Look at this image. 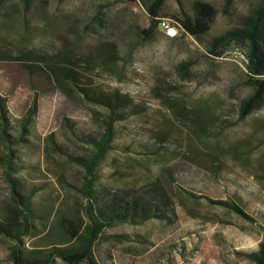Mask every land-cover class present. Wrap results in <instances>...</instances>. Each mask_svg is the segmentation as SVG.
<instances>
[{
  "label": "rangeland",
  "instance_id": "1",
  "mask_svg": "<svg viewBox=\"0 0 264 264\" xmlns=\"http://www.w3.org/2000/svg\"><path fill=\"white\" fill-rule=\"evenodd\" d=\"M256 1L167 0L159 18L180 28L186 15L195 16L196 3L215 8L197 38L182 31L168 36L139 0H0V95L7 99L9 132L22 136L14 146V173L44 188L40 201L47 211H63L71 201L66 194L75 197L52 172L75 184L81 170L50 151L47 138L53 134L67 146L72 138L87 147L109 112L83 93H118L125 100L110 154L98 167L100 184L159 203L166 219L107 229L96 245L104 264H256L252 253L263 232L220 202L237 199L264 223V94L242 118L244 102L257 92L240 61L248 47L228 41L211 53ZM185 63L191 64L187 73ZM49 65L73 66L76 83H56ZM35 93L38 112L22 130ZM222 121L232 126L218 129ZM65 122L86 141L74 138ZM4 151L0 140V156ZM10 193L0 165V214L12 202ZM53 221L51 215L48 226ZM14 243L0 233V264H15Z\"/></svg>",
  "mask_w": 264,
  "mask_h": 264
},
{
  "label": "trees",
  "instance_id": "2",
  "mask_svg": "<svg viewBox=\"0 0 264 264\" xmlns=\"http://www.w3.org/2000/svg\"><path fill=\"white\" fill-rule=\"evenodd\" d=\"M139 1L145 6L154 22L158 21L159 13L167 2V0ZM234 1L227 0V5H232ZM214 17L213 6L198 2L195 4V16L186 15L181 30L200 38L208 30ZM228 41L247 45L249 61L247 76L257 87L256 94L244 102L241 108V117L245 118L256 109L264 94V80H262L264 78V0H257L242 25L213 44L211 53L217 55L221 45ZM48 67V73L56 83H76V70L73 66L60 68L49 65ZM190 67V63L182 65L183 72L187 73ZM83 96L105 108L109 112V119L104 121L102 127L91 138L89 137L87 147L72 138H69L70 146L57 143L53 134L47 138L46 146L50 151L62 157L67 163H76L81 168L79 174L75 176L77 181L75 184L69 183L62 172L53 170V175L61 184H67L75 191V197H72L73 193H67L66 195L71 197L67 209L62 211V206L58 209L52 206L47 211L48 207L45 208V204L40 201L44 188L29 184L23 175L14 173L13 165L19 157L17 154L19 150L14 146L20 145L22 136L18 137L17 134L13 135L9 132L7 99L0 95V140L5 145V151L0 156V165L4 169L12 198V202L7 204L4 212L0 214V233L15 242L10 254L15 264H53L58 259L66 264H104L106 258L96 253V245L107 229L118 225H142L154 219H166L165 209L159 203L145 196L136 195L125 188H112L100 184L103 176L98 172V167L110 154L117 135L115 122L120 120L117 115L125 108V100L118 93L108 95L103 92H84ZM38 100L39 95L35 93L30 108L21 120L22 130L33 125L38 112ZM227 122L222 121L216 126L218 129L231 127L232 125ZM65 125L68 126L66 122ZM20 127L16 129L20 130ZM68 128L78 141H86L81 130L72 126ZM220 205L258 224L264 234V223L260 224L249 215L239 200L221 201ZM51 215H54V221L48 226L47 220ZM122 237L134 238L127 234ZM27 239H31L30 244H27ZM45 239L53 242L44 246L42 243ZM252 258L256 264H264V238L260 241L258 251L252 253Z\"/></svg>",
  "mask_w": 264,
  "mask_h": 264
},
{
  "label": "built area",
  "instance_id": "3",
  "mask_svg": "<svg viewBox=\"0 0 264 264\" xmlns=\"http://www.w3.org/2000/svg\"><path fill=\"white\" fill-rule=\"evenodd\" d=\"M158 26L165 32V34L170 37H176L179 34V31H182L186 35L190 36L189 33L181 30L180 27L173 25L171 21L166 18H158ZM240 61L242 64H249L248 58H246V56L244 55L241 56Z\"/></svg>",
  "mask_w": 264,
  "mask_h": 264
},
{
  "label": "bare ground",
  "instance_id": "4",
  "mask_svg": "<svg viewBox=\"0 0 264 264\" xmlns=\"http://www.w3.org/2000/svg\"><path fill=\"white\" fill-rule=\"evenodd\" d=\"M212 211V210H211Z\"/></svg>",
  "mask_w": 264,
  "mask_h": 264
}]
</instances>
